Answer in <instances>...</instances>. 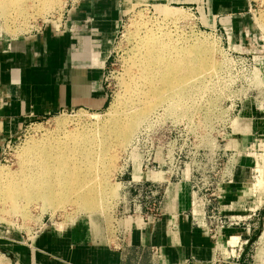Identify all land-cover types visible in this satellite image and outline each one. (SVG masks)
<instances>
[{"label":"rangeland","instance_id":"obj_1","mask_svg":"<svg viewBox=\"0 0 264 264\" xmlns=\"http://www.w3.org/2000/svg\"><path fill=\"white\" fill-rule=\"evenodd\" d=\"M78 1L56 0L47 11L41 10L43 5L33 1L31 2L34 3L35 10L30 8L32 5L28 6V2L26 5L22 1L24 6L28 7L25 11L21 10L23 3L22 6L14 5L10 8V13L4 16L0 13V41L28 37L48 27L61 28L67 11ZM175 2L167 0L163 5L151 0H127V3H124V17L114 40V54L105 75L110 95L108 108L101 112L87 110L60 112L45 120L25 125L18 135L0 145V184L10 175H14L12 173H16L15 175L20 173L26 152L32 146L44 143L46 138L56 141L83 132L89 136L88 133L99 131L114 119L140 109L141 98L148 94L146 80L141 81L137 92L132 93L129 90L132 81L130 70L135 64L140 48L135 38V34L138 33L137 27L140 28L141 34L144 33V26L167 33L178 49L196 46V49L213 48L216 50L215 63L218 69L193 81L191 86L194 85L195 92L192 91L193 93L181 99L182 107L177 111L169 110V102L162 104L139 125L127 146L119 144L115 148L116 162L108 174L111 188L109 197L106 198V202L100 203L97 210H85L73 199L53 212V209L44 208V203L37 200L26 201L27 205L21 201L17 213L11 210L10 203L0 196V242L10 246L17 242L31 245L30 240H34L35 233L43 224L46 228L64 230L77 220H90L94 231L97 232L99 229L102 232L104 243L114 244L116 240L112 231L115 228L114 221L120 219L121 215L124 216L132 206L133 189L129 184L132 178L129 174H132L133 167L139 172L145 155L150 151L151 135L165 138L172 160L179 150L183 151L184 180L181 182L173 180L172 185H183L191 195L193 170L201 172L202 180L210 179L209 176L212 174L213 182L216 185H223L222 194L225 193L226 187L231 186L227 184L228 180L235 183L237 163L244 155H241L242 151L239 152L236 147L230 145L229 140L236 133L237 121H240L246 104L253 109H264V26L261 25V22H264V0H245V8L243 7L240 12L233 16L220 15L218 18L208 12L204 13L202 4ZM158 6H161L164 12L169 11L168 17L158 10ZM39 10L41 11L37 12ZM177 14L186 17L172 21ZM211 18L217 20V24L215 21L211 22ZM132 99L135 100L134 105L131 103ZM238 103L239 106L242 105L234 116ZM183 105H187L186 110ZM60 120H66L67 126L60 128L58 124ZM257 148L247 153L263 156L256 158L249 154L246 157L249 158V162L243 175L244 185L238 191V196L248 202H262L264 197V187L263 190L256 187L259 179L264 182V145ZM229 150L235 155L230 156ZM109 160L108 158L106 163ZM258 160L260 165L257 167ZM176 167L175 163L173 167L170 164V172ZM169 193L172 199L179 194L173 189ZM211 193L213 192L206 194ZM215 193L217 196L220 195L219 190ZM261 206L256 203L253 207H258V216L257 220L248 222L252 225V233L250 238H243L244 241H249L244 245L245 255L240 259L241 264H264V206ZM247 214L250 213L241 215ZM117 222L119 223V220ZM222 251L225 258L231 256L230 250L223 248ZM237 253L233 252L235 256Z\"/></svg>","mask_w":264,"mask_h":264},{"label":"crops","instance_id":"obj_2","mask_svg":"<svg viewBox=\"0 0 264 264\" xmlns=\"http://www.w3.org/2000/svg\"><path fill=\"white\" fill-rule=\"evenodd\" d=\"M170 1L202 4L204 13L216 18L233 16L245 8V0ZM124 3L127 0H79L67 11L61 28L48 27L28 37L0 41V145L30 122L60 112H101L108 108L105 75L124 17ZM210 21L217 24L215 19ZM241 115L229 143L244 156L237 163L234 185L226 187L219 202L225 214L250 213L245 217L253 221L257 220L253 215L258 208L253 207L256 203L263 207L264 197L262 202H248L238 196V191L244 185L247 152L264 145V109L246 104ZM258 182L257 189L263 190V180ZM183 187H170L169 191L179 194L173 199L168 194L155 222L128 219L120 243H104L102 232H95L90 220H77L64 230L45 228L31 245L17 242L10 246L1 241L0 264H212L215 243L193 226L194 202ZM251 233L247 227L228 230L222 245L236 247L240 236L250 238ZM152 248H159L160 257L153 255Z\"/></svg>","mask_w":264,"mask_h":264},{"label":"bare ground","instance_id":"obj_3","mask_svg":"<svg viewBox=\"0 0 264 264\" xmlns=\"http://www.w3.org/2000/svg\"><path fill=\"white\" fill-rule=\"evenodd\" d=\"M22 1L25 4L28 2V6L32 5L30 8L34 10L35 5L31 1L37 2L43 5L41 10L47 11L56 0H0V13L3 16L8 14L14 5L22 6ZM24 3L22 11L28 8ZM158 10L166 17L170 14L169 11H162L161 6H158ZM185 17L186 15L177 14L172 21ZM261 25L264 26V22ZM137 29L135 38L140 48L130 70L132 81L129 90L137 92L141 81L146 80L148 94L141 98L140 109L114 119L99 131L88 133L89 136L83 132L56 141L46 138L44 143L32 146L24 155L20 173L9 174L0 184V196L10 203L11 210L18 213L21 201L39 200L44 203V208L49 207L55 212L73 199L85 210H97L100 203L106 202L109 197L111 188L108 174L116 162L115 148L119 144L127 146L139 125L162 104L169 102V110L177 111L182 107L181 99L195 92L194 85L191 86L193 81L216 71L218 65L215 63L216 50L213 48L196 49V46L178 49L173 45V39L167 33L159 32V29L144 26L143 34L139 32V27ZM134 102L132 99V105ZM183 107L186 110L187 105ZM238 122L240 121L237 124ZM67 123L66 120L58 122L60 128L66 127ZM108 158L110 160L107 166Z\"/></svg>","mask_w":264,"mask_h":264},{"label":"built area","instance_id":"obj_4","mask_svg":"<svg viewBox=\"0 0 264 264\" xmlns=\"http://www.w3.org/2000/svg\"><path fill=\"white\" fill-rule=\"evenodd\" d=\"M241 105L239 106V103L236 105L233 114L234 116H236ZM168 148L169 146L165 144L164 137L151 135L150 151L145 155L143 164L139 168V172L133 167L132 174H129L132 178V182L129 183L133 189V194L131 196L132 206L128 212H125L124 216L121 215L122 217L118 219L120 224L117 222L118 220L114 221L115 231L112 230L116 237L114 244L123 241V223L128 219H141L144 221L155 222L160 216V206L162 202H165V200L168 199L172 181L176 180L181 182L184 180L185 172L183 168L185 167V164L183 162V151L179 150L176 157H174V160H172ZM229 152L230 156L235 155V153H232V150H229ZM174 163L177 167L170 172L171 168H169V165L171 164L173 167ZM154 175L156 177H154ZM191 175V198L192 202H194L191 212V220L194 227L210 236L215 243V256L212 264H241L240 259L242 258V255H245L244 245L248 243L249 240L244 241L243 237L240 236L236 247L230 246L229 243L223 247L222 239L228 230L234 228L247 227L251 230L252 225L248 224L251 218L225 214L219 202L220 197L222 196L221 191L224 188L223 185H216V183L213 182L212 174L209 176L210 179L207 180H202L201 177L203 175L199 170H193ZM233 183V180H228L227 184L232 185ZM217 190L220 192V195L218 196L215 193ZM210 191L213 192L211 195L206 194ZM257 216V212H254L253 217L256 218ZM45 228L44 224L39 227L38 231L35 233L34 239H36ZM232 238L233 237H231V239ZM30 242H33V240H30ZM223 248L230 250L231 256L229 258H225L222 255ZM233 252H238L237 256H235ZM152 253L156 258L161 255L159 248H152ZM230 259H233V261Z\"/></svg>","mask_w":264,"mask_h":264}]
</instances>
